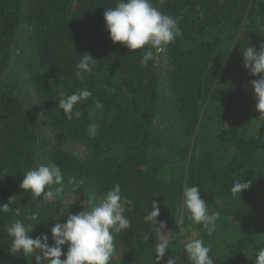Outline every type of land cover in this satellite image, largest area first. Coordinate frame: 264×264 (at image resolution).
Wrapping results in <instances>:
<instances>
[{
  "label": "trees",
  "instance_id": "obj_1",
  "mask_svg": "<svg viewBox=\"0 0 264 264\" xmlns=\"http://www.w3.org/2000/svg\"><path fill=\"white\" fill-rule=\"evenodd\" d=\"M116 2L0 0V204L15 201L0 212V264H29L11 252L7 226L39 213L46 223L30 235L46 233L51 245L54 224L89 206L88 193L98 202L116 183L133 204L131 229L116 234L110 264H156V243L180 232L181 216L182 243L161 264L170 255L191 264L183 250L189 239H202L214 264H255L264 247V116L251 83L259 77L244 67L242 50L264 44V0H152L183 35L147 67L142 50L110 38L104 13ZM85 53L97 62L81 81L74 73ZM85 88L92 96L73 110L82 115L67 119L58 101ZM50 162L64 190L47 202L33 199L20 187L24 173ZM70 177L85 184L74 191ZM244 180L250 187L233 198L234 181ZM191 186L220 213L211 235L182 207ZM153 201L165 233L144 220Z\"/></svg>",
  "mask_w": 264,
  "mask_h": 264
},
{
  "label": "clouds",
  "instance_id": "obj_2",
  "mask_svg": "<svg viewBox=\"0 0 264 264\" xmlns=\"http://www.w3.org/2000/svg\"><path fill=\"white\" fill-rule=\"evenodd\" d=\"M107 30L111 40L123 43L130 50H142L140 64L147 67L150 61L156 60V54L162 48L171 44L177 37L183 35L179 22L172 16L163 13L152 0H117L115 7H109L104 13ZM243 65L250 75L259 77L252 80L256 98V109L260 116H264V44L257 50L255 46H247L242 50ZM97 60L89 53H85L76 64L74 73L78 80L83 81L86 74H91ZM92 96L88 89L67 95L58 101V107L69 120L79 118L82 113L73 111L77 104ZM96 109H103V104L96 100ZM89 135L97 134V125L92 123L88 127ZM64 175L55 163L39 164L24 173L20 187L31 194L33 199L50 201L54 195L64 190ZM68 183L73 190L85 184V180L77 181L70 177ZM251 181H234L231 188L233 198L241 196L243 190L250 187ZM15 201L12 197L8 203L0 204V212L7 213ZM133 201L122 194L121 186L116 183L113 188L97 202L94 192L88 193V205L83 211L69 214L64 223H56L51 227L53 244H49V237L41 233L33 238L35 225L41 222L39 213L27 215L24 220H16L7 226V233L12 238L10 249L13 254H22L29 260L34 257L36 264H110L115 257L114 239L116 234L131 229V222L126 212L131 209ZM183 208L187 210L190 219L196 224H202L211 235L217 227L219 212H211L207 202L201 198L199 186L183 189ZM160 208L156 201L144 216L145 222L156 226L157 233H165L166 223L158 220ZM28 221L27 223L25 222ZM35 222V224H33ZM181 233L184 229V218L176 221ZM145 240L149 237L145 235ZM68 245L67 252L63 246ZM170 241L163 236L155 245L156 264L164 261L165 254L170 249ZM191 264H214L210 255V247L202 239H189L183 244ZM65 258L62 259L61 257ZM177 258L170 255L166 264H176ZM255 264H264V247L259 248Z\"/></svg>",
  "mask_w": 264,
  "mask_h": 264
},
{
  "label": "rangeland",
  "instance_id": "obj_3",
  "mask_svg": "<svg viewBox=\"0 0 264 264\" xmlns=\"http://www.w3.org/2000/svg\"><path fill=\"white\" fill-rule=\"evenodd\" d=\"M161 52H163V48H162ZM20 66H21V64L19 62L17 64V67H20ZM28 90H29V92L32 91V89H30V87H27V88L23 89L24 92H27ZM27 98H31V95L27 96L26 99ZM33 106H35V105L33 104ZM168 176H169V171L165 170L164 172H162L161 178L163 180H166L168 178ZM163 237L169 239V241H170V245H169L170 249L176 250V249H179V247H180V245L182 243L183 234L181 232H179V231H176L174 233L165 234V235H163ZM190 237L192 238L193 235H190Z\"/></svg>",
  "mask_w": 264,
  "mask_h": 264
}]
</instances>
